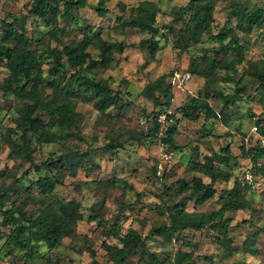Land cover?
Returning <instances> with one entry per match:
<instances>
[{
	"label": "rangeland",
	"instance_id": "374dc122",
	"mask_svg": "<svg viewBox=\"0 0 264 264\" xmlns=\"http://www.w3.org/2000/svg\"><path fill=\"white\" fill-rule=\"evenodd\" d=\"M87 1L86 7L74 8L72 17L59 16L55 24L47 26L30 11L35 0H0V17L15 21L32 38L33 49L42 61L46 79L50 78L48 70L53 64V59L48 57L50 48H63L80 41L88 31L100 32L105 40L123 44L124 52L118 49L114 51V61L110 69H89L98 79L111 76L112 87L115 91L121 90L123 102L126 104L123 111L110 108L106 114H101L95 109L93 100L88 102L77 98L78 115L75 120L78 127L64 125L63 129L68 138L56 144L33 141L30 147L31 157L20 156L12 149V145H21L22 139L19 137L20 133H14L13 130H16L25 103L31 101L5 93L4 84L8 81L9 71L6 66L0 69V194L9 186L11 193L13 190L21 192L19 180L24 179L28 184L31 177L37 178L38 167L50 160L49 158L56 159L60 154L68 152H76L77 160L81 153L87 152L88 157L91 156L90 160L79 167L75 176L68 174L64 185L53 192V196L62 201L75 199L81 203L82 218L77 223L75 237H65L62 245L53 250L40 244L39 255L28 258L26 254L31 252L30 248L13 250L5 245L14 227L5 225L0 215V264H95L94 260L99 264H113L104 243L123 246L121 238L130 230H136L146 238V246H135L121 264H144V256L149 260L150 253H156L161 261L174 262L181 251L190 252L192 260L197 264H264V172L259 170L254 173L253 163L242 151L243 146L249 147L258 140L261 135L259 128L264 127V83H249L253 80L260 82L258 80L264 72V17L259 25L250 30L237 29L241 36L240 44L244 46L241 55L235 49L232 50L231 44L228 45L230 49L227 55H224L219 43L211 40L208 35L197 47L180 52L173 48L175 35L169 34L167 42L165 39L160 40L162 48L156 54L158 58L145 65L149 50L146 45H142V41L150 35L127 25L131 16L129 7L137 6L144 0H106L103 5L106 13L103 16L97 11L100 0ZM152 1L158 2L161 8L157 17L159 24L164 26L174 23L178 27L180 24L175 20L178 10L190 0ZM239 1L244 7L253 9L256 6L264 9V0ZM231 2L232 0H227L217 3L212 25L213 34H217L224 26L236 28L237 18L230 16ZM60 10L62 14V3ZM52 31H55L57 37L52 35ZM229 40L228 37L225 42L228 43ZM219 48L221 55L218 57L215 49ZM89 52L95 58L100 53L94 45L89 47ZM207 53L223 60L217 68V83L214 86H223L225 92L229 93L236 91L239 82L248 85L244 89L243 97L237 99L229 109V124L224 123L220 117L210 121H205L204 117L196 121L180 120V132L176 136V142L183 150L178 151L162 141V132L172 124L165 116L162 117L164 125L161 133L153 135L150 118L153 116V103L144 101L141 91L148 83L168 73L167 83L172 86L178 99L177 102L174 100L173 109L171 108L175 110L186 102L189 95L204 88L206 83L205 77L191 76L189 73L190 78L185 83L174 85L172 81L175 74H187L191 60H199ZM240 56L243 57L241 61L237 60ZM228 61L235 63L231 71L225 66ZM70 73L67 72L68 75ZM53 92L54 88L48 86L45 94ZM91 98L94 99V96ZM211 103L216 110H221L218 101L212 100ZM33 118L40 123L41 130L50 121V116L40 110L33 114ZM206 126L211 129V135L202 138V130H208ZM27 137H30V132ZM226 146L231 148V154L237 162L235 164L234 160L231 161L234 167L233 178L229 183L217 182L218 195L195 207L194 203H190L189 210L209 212L217 208L216 200L222 189L233 187L235 178H244L246 172H251L253 182L246 189L250 208L227 215L232 216L229 231L232 253H225L217 241V237H223L226 230L217 223L207 225L200 231L190 228L179 235L161 234L159 228L169 222L166 206L178 200L179 196L175 192L185 180L191 182L195 174L189 170V162L192 159L204 161L205 156L214 152L221 153L222 147ZM170 152L172 156L165 158L164 155ZM260 163L264 166V159ZM204 180L208 181V178L204 177ZM171 186L172 191L174 190L172 195L167 190ZM33 194L38 196V190L34 189ZM13 202L20 203V200L11 199L5 208H10ZM38 206L37 202L30 203L29 212L36 216ZM121 209L123 214L120 213ZM96 212L98 219H89ZM119 215L120 230L117 231L114 223ZM252 235L256 236V254L244 250ZM176 237L181 239L177 240ZM184 238H188L191 244H183ZM92 252L95 253V258ZM186 261L183 260L184 263Z\"/></svg>",
	"mask_w": 264,
	"mask_h": 264
},
{
	"label": "trees",
	"instance_id": "16d2710c",
	"mask_svg": "<svg viewBox=\"0 0 264 264\" xmlns=\"http://www.w3.org/2000/svg\"><path fill=\"white\" fill-rule=\"evenodd\" d=\"M106 0H100L97 11L99 15H105L106 9L103 5ZM227 0H190L186 5L178 10V16L175 18L180 26L174 23L161 26L158 22L160 5L152 0H144L137 6L129 7L131 16L127 20V25L133 29L149 33V38L142 41L149 50L148 60L154 62L157 59V52L161 50L160 40L168 41V35H175L176 39L173 48L180 52L190 51L204 41L208 35L211 40L219 43L222 53L227 55L231 44L232 50L238 51L239 55L244 50L240 44L241 36L237 29L246 31L252 29L261 23L264 17V9L254 6V8L244 7L239 0H232L230 16L237 18V26H224L217 34H213L212 25L215 21L214 12L218 2ZM61 3L63 12L61 14ZM87 0H35L31 13L39 18L45 25L50 26L58 21V17H72L74 8L86 7ZM123 9H125L123 7ZM174 20V21H175ZM231 22V20L229 19ZM0 69L4 66L8 68L9 78L4 84L6 94H12L21 100H30L26 102L25 108L16 125L14 133H20L22 144H13L12 149L20 156L31 157V148L33 141L41 144H56L64 142L68 137L63 129L64 125L76 124L75 117L76 99L80 98L88 102H93L95 109L101 114H106L110 108H117L123 111L126 104L123 102L124 96L121 90L115 91L112 87V77L109 76L96 78L90 72V68L108 70L114 61V51L118 49L124 52L125 46L105 40L100 32L88 31L84 33L80 41L70 43L63 48L53 47L48 49V57L53 59V64L49 68L50 78L46 79L42 61L32 46V38L15 21H9L0 17ZM57 37L55 31L51 32ZM229 37V42L226 39ZM96 46L99 49V56L95 58L90 52L89 47ZM214 50V49H213ZM215 54L221 55L220 48L215 49ZM238 57L237 60H242ZM222 59L217 56H211L208 53L201 56L199 60L193 58L188 68L191 76L200 75L206 78L204 88L199 89L196 94L189 95L184 104L173 109L174 100L177 102L172 86L167 83L169 74H163L159 79L148 83L141 91L142 99L153 103V114L151 118L153 135L161 133L162 121L160 116H165L172 122L162 132V141L172 149L183 150L176 142V136L179 134L180 120H200L205 121L220 117L224 123L229 124L230 116L228 112L235 104L237 99L243 97L244 89L248 84L239 82L235 92L226 93L223 86H214L217 83V68L221 66ZM225 66L231 71L235 63L228 61ZM89 69V70H88ZM71 73L68 75L67 72ZM62 76V80H60ZM48 80V81H47ZM260 82L250 81L249 83H264V72L261 74ZM54 88L52 94L46 95L47 87ZM94 96V99L91 98ZM163 98V99H162ZM216 100L221 104V110L214 108L211 101ZM172 108V109H171ZM46 112L50 116L49 124L41 130V125L33 118L37 111ZM202 115V116H201ZM232 116V112H231ZM203 118V119H204ZM202 130L201 137L205 138L211 135V129ZM260 137L249 147H242L246 157L250 159L256 171L264 172V166L261 160L264 159V147L261 145V139L264 137V127L260 126ZM30 132V137L27 134ZM34 149V148H33ZM197 150V149H196ZM231 148L222 147L221 153L214 152L204 157V161L192 159L189 162V170L195 174L191 182L185 180L181 188L175 192L179 196L178 200L171 205L166 206L169 222L163 228H159L161 234H180L186 229L203 230L207 225L217 223L226 228L223 237L218 236L217 241L224 248L225 253H232V239L229 236L232 216L228 213H236L250 208V200L246 194L249 187L244 178L237 177L234 180L233 187L223 188L216 200V207L212 211L205 212L199 210H189L190 203L194 207L213 199L218 195L216 189L217 182L229 183L233 178L234 172L231 161L236 159L231 154ZM87 152L79 155L77 160L76 152L60 154L59 157L49 158L38 167L37 178H30L27 184L24 179H20V191H9L11 187L3 189L0 194V215L7 226H13L11 234L5 245L13 250L30 248L31 252L26 254L28 258H33L39 253V245L45 244L50 250L57 249L62 245L65 237H75L77 223L81 220V203L75 199L62 201L53 196L57 187L64 185V180L68 174L75 176L81 165L90 160ZM60 163V165H58ZM68 171V172H67ZM253 171V170H251ZM208 178V181L204 180ZM179 181V180H178ZM191 183V184H190ZM34 189L38 190L39 195L34 196ZM172 195V186L167 187ZM14 195V196H12ZM11 199H19L20 203L13 202L10 208H5L7 202ZM50 199V202L47 200ZM174 199V198H173ZM37 202L36 208L38 214L34 216L29 212L30 203ZM131 210V206H129ZM122 211V209H121ZM123 214V211L120 212ZM229 217V218H228ZM125 218H128L125 216ZM89 219H98L97 212L92 214ZM120 215L114 223V228L118 231ZM245 223L247 221L245 220ZM237 227L239 225L237 224ZM258 234V232H257ZM145 239L136 230L128 231L121 238L123 246H111L104 243V248L110 256L113 264H121L132 252V249L138 244L145 245ZM177 240L181 238L176 237ZM250 242H246L244 250L258 253L255 241L256 236L252 235ZM183 244H191L188 238L183 239ZM39 255V254H38ZM95 258V253L92 252ZM44 257V256H41ZM207 258V257H206ZM144 264H197L192 260L190 252L181 251L176 260L161 261L156 253L149 254V260L145 258ZM207 259H210L209 257ZM183 260H187L186 263ZM212 263L213 261L210 260ZM95 264H99L94 260ZM236 264H245L243 262Z\"/></svg>",
	"mask_w": 264,
	"mask_h": 264
},
{
	"label": "built area",
	"instance_id": "2783aa9c",
	"mask_svg": "<svg viewBox=\"0 0 264 264\" xmlns=\"http://www.w3.org/2000/svg\"><path fill=\"white\" fill-rule=\"evenodd\" d=\"M186 75H188V76H186ZM190 78V75H189V73H185V74H183V75H180V74H175V77L173 78V81H172V83L175 85V84H180V83H185L188 79ZM163 116H160V118H159V121H163V118H162ZM256 130H257V128H255ZM164 144H166V143H164ZM168 145V144H167ZM261 145L264 147V138H262L261 139ZM172 156V152H170V153H166L165 155H164V157L165 158H170ZM244 180L247 182V183H249V184H251L252 182H253V176H252V173L251 172H246V175H245V177H244Z\"/></svg>",
	"mask_w": 264,
	"mask_h": 264
},
{
	"label": "bare ground",
	"instance_id": "6f19581e",
	"mask_svg": "<svg viewBox=\"0 0 264 264\" xmlns=\"http://www.w3.org/2000/svg\"><path fill=\"white\" fill-rule=\"evenodd\" d=\"M186 76H188V75H186Z\"/></svg>",
	"mask_w": 264,
	"mask_h": 264
}]
</instances>
